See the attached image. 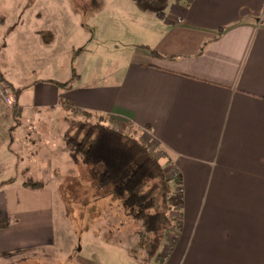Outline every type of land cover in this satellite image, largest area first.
I'll list each match as a JSON object with an SVG mask.
<instances>
[{
	"label": "crops",
	"instance_id": "obj_1",
	"mask_svg": "<svg viewBox=\"0 0 264 264\" xmlns=\"http://www.w3.org/2000/svg\"><path fill=\"white\" fill-rule=\"evenodd\" d=\"M25 1L0 0V74L16 95L10 121L0 110V184L15 179L0 189V264L74 253L56 241L67 221L56 220L58 196L44 167L34 173L31 149L57 113L66 123L70 104L147 145L167 175L180 173L179 236L159 264H264V0H170L163 12L112 0L148 49L117 58L105 86L37 75L47 66L28 62L42 56L52 67L83 35L81 16L72 0ZM10 43L27 57L14 72Z\"/></svg>",
	"mask_w": 264,
	"mask_h": 264
},
{
	"label": "rangeland",
	"instance_id": "obj_2",
	"mask_svg": "<svg viewBox=\"0 0 264 264\" xmlns=\"http://www.w3.org/2000/svg\"><path fill=\"white\" fill-rule=\"evenodd\" d=\"M111 2L112 0H72L75 11L81 16L83 35L67 47L55 64H51L52 67L48 66L47 60L42 56L28 62L30 65L47 66V73L37 72V75L43 79L55 77L60 81L82 77V83L101 81L105 86L118 64L117 58H120V62L127 56L133 59L137 49H148L136 42L133 30L125 25L122 17L114 16L115 8ZM163 11L165 8L159 12ZM7 34L5 31L4 36ZM6 53L13 72L20 70L22 66L26 67L27 57L15 51L11 43ZM20 79L19 83L25 81L23 77ZM15 84L18 85V82ZM0 107L3 117L10 121L9 115L14 112L16 105L13 108H6L4 105ZM71 110L66 123L63 122V116H59L62 111L57 113L50 121L53 129L41 132L43 139L40 142L35 141L32 144L34 148L31 149L35 154L32 159L34 173L44 167V171L50 174L49 182L58 196L56 220L59 221L61 217L67 221L65 234L59 227L56 241L67 248L72 246L74 253L67 260H46L41 252L34 254L33 259L44 262L42 264H159L155 259L157 257L151 259L149 251L140 243L137 234L140 222L126 212L114 194L98 189L87 166L71 163L63 135L73 130L72 122L86 121L108 125L106 121H100L98 116L92 118L89 114L83 116L77 113L74 108ZM168 175L174 177L173 172ZM22 178L29 183L36 182L34 174L26 173ZM178 217L179 211H175L174 228L166 238L168 249L172 248L179 236ZM70 234L75 237L72 238Z\"/></svg>",
	"mask_w": 264,
	"mask_h": 264
},
{
	"label": "trees",
	"instance_id": "obj_3",
	"mask_svg": "<svg viewBox=\"0 0 264 264\" xmlns=\"http://www.w3.org/2000/svg\"><path fill=\"white\" fill-rule=\"evenodd\" d=\"M135 1L152 11H160L170 2ZM61 86L70 88L69 83ZM73 107L72 104L66 106L67 109ZM19 123L16 114L15 124L9 129L10 143ZM72 124L73 130L65 135L71 163L87 166L98 189L112 193L120 200L126 212L140 222L137 234L141 245L149 251L151 259L158 256L174 228L173 213L181 208V199L176 195L180 178L170 179L150 148L134 137L124 135L104 123L74 121ZM13 182L15 179L1 183L0 189Z\"/></svg>",
	"mask_w": 264,
	"mask_h": 264
},
{
	"label": "built area",
	"instance_id": "obj_4",
	"mask_svg": "<svg viewBox=\"0 0 264 264\" xmlns=\"http://www.w3.org/2000/svg\"><path fill=\"white\" fill-rule=\"evenodd\" d=\"M0 105H4L6 108H13L16 105V95L8 86V84L3 80L0 74ZM174 179L177 180L180 178V173L177 170L173 171ZM177 197L182 199V195L184 192L182 184L178 185L177 188ZM178 238V237H177Z\"/></svg>",
	"mask_w": 264,
	"mask_h": 264
}]
</instances>
